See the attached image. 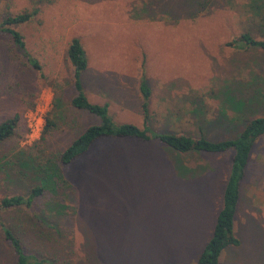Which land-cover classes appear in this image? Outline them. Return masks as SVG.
<instances>
[{
    "label": "rangeland",
    "instance_id": "1",
    "mask_svg": "<svg viewBox=\"0 0 264 264\" xmlns=\"http://www.w3.org/2000/svg\"><path fill=\"white\" fill-rule=\"evenodd\" d=\"M32 9L37 14L12 29L39 71L0 31V123L18 116L0 142V199L25 197L36 185L25 177V162L53 159L100 123L68 106L73 73L65 52L72 38L87 62L82 92L88 102L107 105L114 124L143 128L142 71L152 132L196 138L202 129L210 141L235 138L245 121L220 109L226 90L255 96L249 118L264 115V50L226 46L242 33L264 39V0H0V23ZM54 93L63 112L40 140ZM232 155L99 139L61 166L63 189L29 208L0 212V224L39 264H197L222 206ZM233 235L238 246L226 247L218 264H264V136L239 182ZM0 264H17L1 232Z\"/></svg>",
    "mask_w": 264,
    "mask_h": 264
},
{
    "label": "trees",
    "instance_id": "2",
    "mask_svg": "<svg viewBox=\"0 0 264 264\" xmlns=\"http://www.w3.org/2000/svg\"><path fill=\"white\" fill-rule=\"evenodd\" d=\"M37 14L36 9L21 14L6 16L0 23V31L10 36V39L17 45L18 50L22 52L29 66L33 70L39 71V65L34 60H30L24 49L21 35L12 29L19 25L29 22ZM235 50L261 49L264 50V39H254L247 33L240 34L226 44ZM66 59L72 69L73 82L72 88L74 95L69 99L68 106L73 110L84 111L89 115L99 118L98 125L87 126L80 134L76 135L67 147L55 156L53 159H38L36 162L29 161L22 165L25 170V177L32 179L36 185L29 189L25 197L20 195L4 196L0 199V212L21 207L29 208L32 200L40 197L44 193L56 195L58 190L66 186L62 178L61 166H65L82 155H84L90 146L99 139L112 140H138L149 142L156 140L165 147L178 152L187 153L190 151L204 153H224L232 151L231 164L226 183L222 193V206L217 214L212 234L197 258V264H218L219 256L226 247L238 246V240L233 235L234 211L238 199L239 182L241 181L245 167L247 165L250 151L255 141L264 136V115L256 118H249L252 107L248 104L252 101L258 103L257 98H236L229 91L221 92L223 99L220 102V109H233L234 120L244 119V125L238 135L233 139H224L219 141H210L202 135V129H199V135L196 138L179 133H155L147 128L148 124V100L150 90L142 71L138 92L140 94V111L143 116V128L130 124H114L107 114V105H97L88 102L82 92V86L79 81L80 73L87 67L84 50L77 38H72L66 48ZM261 103L257 104L260 106ZM256 106V104L254 105ZM63 109V103L57 93H54L51 109L45 118V124L40 136V140L55 128V119H57ZM52 115V120L50 119ZM222 114H220V117ZM222 118V117H221ZM226 117L222 120L226 121ZM18 121V116L0 123V142L8 139L14 132ZM64 209L63 206H57ZM0 232L4 242L9 246L17 264H39L35 257L25 254L19 239L5 226L0 224Z\"/></svg>",
    "mask_w": 264,
    "mask_h": 264
}]
</instances>
